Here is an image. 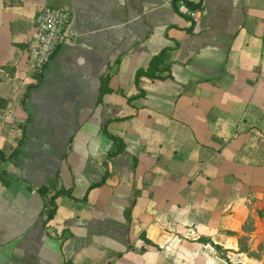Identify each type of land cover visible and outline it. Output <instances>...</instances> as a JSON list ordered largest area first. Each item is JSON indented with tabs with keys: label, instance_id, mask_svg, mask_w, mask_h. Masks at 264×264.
<instances>
[{
	"label": "crops",
	"instance_id": "0c3cea01",
	"mask_svg": "<svg viewBox=\"0 0 264 264\" xmlns=\"http://www.w3.org/2000/svg\"><path fill=\"white\" fill-rule=\"evenodd\" d=\"M175 4L0 0V150L22 140L1 164L0 264H264V0H202L194 21ZM42 6L70 20L34 72ZM174 43L171 77L126 101ZM40 186L71 193L46 222Z\"/></svg>",
	"mask_w": 264,
	"mask_h": 264
},
{
	"label": "trees",
	"instance_id": "16d2710c",
	"mask_svg": "<svg viewBox=\"0 0 264 264\" xmlns=\"http://www.w3.org/2000/svg\"><path fill=\"white\" fill-rule=\"evenodd\" d=\"M174 1H176V0H172V4H174ZM183 1L190 8L202 9V4H201L202 0H198L195 3H192L188 0H183ZM175 46H176V43H174V45L171 47H164V48L160 49L156 54H154L153 56L150 57L147 65L145 67L139 68L135 71V73H134V90H135V93L132 97L126 98V101L129 102L132 98L143 96L144 92L139 87V78L141 76L145 77L149 80H161L164 78H170L171 77L170 71H169V62L167 61V52L169 50H171L172 48H174ZM108 78H109L108 74H105L100 78V93L112 91L107 85L108 84ZM121 118L122 117H119L117 119H121ZM102 132L108 138H110L113 142H115V144H116V148L113 151H109L106 154V157H110L112 155H115V154L121 152V150H122L121 141L117 137H115L114 135L108 133L104 127L102 128ZM21 142H22V140L19 139L17 142V145L9 152V154L7 156H4L3 152L0 150V184H2V185H6L8 183V174L3 168H1V164L5 159H10V160L16 159L17 153H18V147L17 146ZM104 165H105V161H104ZM103 181H104V176H102V178L100 179L99 182H95V183L90 184L88 186V188L95 187V186L99 185L100 183H102ZM36 190L40 194V196H42L44 198V206H45L44 222H46V220L50 219L52 217V215L54 214L55 207H56L55 206L56 205V203H55L56 197H58L60 195L71 196L70 188H64L62 186H59L57 188H50L48 186H40ZM80 199L85 200V195H83ZM125 212H127V211H125ZM126 219H127V216H126ZM63 264H75V263H73L69 260H65L63 262Z\"/></svg>",
	"mask_w": 264,
	"mask_h": 264
},
{
	"label": "built area",
	"instance_id": "2783aa9c",
	"mask_svg": "<svg viewBox=\"0 0 264 264\" xmlns=\"http://www.w3.org/2000/svg\"><path fill=\"white\" fill-rule=\"evenodd\" d=\"M176 11L194 21L201 9L188 7L183 0H176ZM70 20L65 8L42 6L33 19L32 34L26 47V59L31 70L39 72L50 60L64 35Z\"/></svg>",
	"mask_w": 264,
	"mask_h": 264
},
{
	"label": "rangeland",
	"instance_id": "374dc122",
	"mask_svg": "<svg viewBox=\"0 0 264 264\" xmlns=\"http://www.w3.org/2000/svg\"><path fill=\"white\" fill-rule=\"evenodd\" d=\"M262 240H263V238L261 237V241H262ZM261 243H262V242H261ZM261 243H260V244H261ZM259 247H260V249H261V245H260Z\"/></svg>",
	"mask_w": 264,
	"mask_h": 264
}]
</instances>
